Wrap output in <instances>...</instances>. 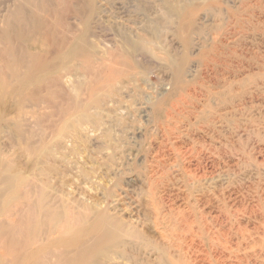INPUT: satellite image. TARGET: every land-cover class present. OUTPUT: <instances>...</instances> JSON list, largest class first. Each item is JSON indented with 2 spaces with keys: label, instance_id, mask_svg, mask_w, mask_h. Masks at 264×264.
<instances>
[{
  "label": "rangeland",
  "instance_id": "374dc122",
  "mask_svg": "<svg viewBox=\"0 0 264 264\" xmlns=\"http://www.w3.org/2000/svg\"><path fill=\"white\" fill-rule=\"evenodd\" d=\"M21 5L30 24L11 14ZM39 51L68 78L40 105L41 120H29V154L0 134L3 175L23 180L28 194L17 208L8 192L0 248L19 247L20 257L31 220L42 239L53 233L56 222L32 206L46 185L52 198L108 210L155 246L161 221L196 264H208L215 237L247 264L264 263V250L252 249L264 247V0H0V58ZM76 51L78 59L56 58ZM120 76L98 99L96 89ZM93 98L101 105L81 124ZM183 216H198L206 237L197 226L187 232ZM226 255L210 257L224 264Z\"/></svg>",
  "mask_w": 264,
  "mask_h": 264
},
{
  "label": "bare ground",
  "instance_id": "6f19581e",
  "mask_svg": "<svg viewBox=\"0 0 264 264\" xmlns=\"http://www.w3.org/2000/svg\"><path fill=\"white\" fill-rule=\"evenodd\" d=\"M11 14L19 17L22 25L30 24L31 22L30 20L32 17L29 15L27 6L25 5H21L18 11ZM12 40L14 41L13 47H18L21 51L18 40L16 38H12ZM32 46L36 48L40 47L35 42ZM7 50L8 48L3 54H5ZM80 55L82 54L76 51L74 53H62L56 58L73 60L78 59ZM51 56L52 59L49 61L39 51L32 55L24 53L19 57L13 56L10 61L0 58V134L4 132L10 135L11 140L15 139L18 147L24 152H28V154L31 151L30 142L32 139L31 131L27 128L29 120L33 119L34 123L41 120L42 114L40 111L42 107H40V105L46 103L49 96H52L53 99L56 98L58 90L65 88L64 79L68 78L67 75L62 76L66 71L58 74L55 70L52 71L49 69L50 66L54 67V65H57L52 54ZM12 61H15L20 68L16 72L11 71L6 73L1 67L7 69L9 63ZM36 61L45 63L36 64ZM102 62L107 65L109 60L106 61L103 59ZM28 63H31L32 66L27 67L26 65ZM43 67L46 68L42 69ZM121 77L122 76L112 77V79L106 80V84H101L100 88H95L98 94L97 98L100 99V96L104 94L106 96L108 93V95H110L112 87L117 84L116 81ZM175 85V88L178 89H182L184 86L180 78H177ZM92 87L93 85L90 89ZM40 89L44 92L47 91L48 94L45 96L42 95ZM95 89L91 90L94 91ZM75 90L77 91V88ZM107 91L109 92L107 93ZM51 101L52 100L49 102ZM100 105V102H98L96 98L91 99L88 109L84 112L87 114V118H81L78 121L81 124L91 123L92 117L89 116V108L90 110L99 109L98 107H100ZM161 107L158 106V109ZM159 113H161L160 110ZM63 129L65 130V128ZM177 129L178 128H176V130ZM174 130L175 129L167 130L166 132L172 134ZM208 130L209 132H214V129ZM62 132L63 130L61 134ZM208 135H211V133ZM177 139H181V137ZM191 154H193V151ZM17 174L20 175L19 172ZM24 185V181L21 179H17L13 176H4L3 169L0 167V219L3 221V223L0 222V224L3 226H5V222L13 211L12 206L9 205L10 199L6 198H11L8 192L13 196L14 200L17 199L20 201L17 208H23L24 206L22 205H24L28 196ZM48 190V187L43 185L40 199L35 203L33 202L32 206H36L37 209L35 213H37V215L41 214L48 219V221L56 222L53 233L46 239H42L41 236H39L40 229H37V221L31 220L28 222L27 229L24 232L25 243L23 247L20 248V257L17 256L19 247H13L11 255H9L8 250L0 248V264H7L9 259L13 262H19L20 260L21 264H154L155 261H151L152 256L155 257L157 261L155 264H196V260H191L185 253V248L172 244V238L168 234V228H166L161 221L158 223V220H156L154 225L155 229L157 231L160 230L162 233V241L155 246L144 233L138 230V228L131 226L124 219L114 216L108 210L96 209L84 203L67 202V200L60 198L61 196L52 198L48 194ZM189 195L191 196V194ZM48 197H51V200H49ZM206 205L207 204L203 207L205 208ZM28 206L31 205L28 204L27 207ZM223 208L225 207L222 204L216 207L217 210H222ZM26 213H28L27 208L24 211V214ZM3 216H5L7 220L2 219ZM183 220L186 222L184 225H186L185 229L187 232L192 234L196 233L193 232V228L197 226L202 238L206 237L204 224L198 216L194 218V221L190 222H187V219L183 216ZM211 245L214 247H205L208 253L204 255L209 260H206L208 264H223L220 259H214L216 258L215 256L214 258L210 257L212 251L221 252L222 255L228 253L223 260L224 264H232L234 262L236 264L246 263L248 255L245 254L243 258L239 257L236 251L232 247H228L221 238H213L211 240ZM256 248L264 250V247H252V249ZM233 253L237 256H232Z\"/></svg>",
  "mask_w": 264,
  "mask_h": 264
}]
</instances>
